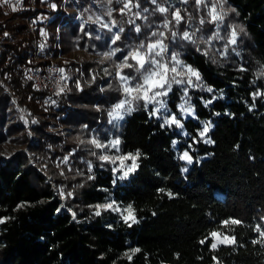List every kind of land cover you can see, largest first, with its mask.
Segmentation results:
<instances>
[{"label":"trees","instance_id":"trees-1","mask_svg":"<svg viewBox=\"0 0 264 264\" xmlns=\"http://www.w3.org/2000/svg\"><path fill=\"white\" fill-rule=\"evenodd\" d=\"M221 1V26L206 19L204 4L187 0L180 22H170L177 34L165 31L169 53L200 73L198 86L188 90L194 118L183 120L185 134L164 125L143 100L118 125L109 122L123 98L117 72L142 81L134 69L118 66L156 40L174 7L161 13L149 0H136L142 13L129 19L112 0L117 33L81 25L64 12L49 20L46 37L37 28L39 56L66 55L59 61L63 91L50 104L24 70L33 37L21 19L39 10L33 13L30 0L10 14L0 8V78L11 94L0 87V140L20 133L16 141L27 145L0 160V264H264V241L253 243L260 240L256 227L264 230V0ZM187 21L196 29L194 43L183 39ZM233 30L236 43L229 45ZM78 50L101 54L102 61L70 60ZM180 95L174 86L170 111H177ZM11 97L32 137L20 120L7 124ZM203 123L211 124L210 142L198 135ZM56 126L67 135L54 132ZM91 135L102 144L119 140L120 155L139 152L128 178L116 179L100 151L79 142ZM186 151L191 164L179 159ZM109 200L131 205L136 222L111 210L95 215ZM231 219L241 223L224 224ZM213 232L235 243L212 249Z\"/></svg>","mask_w":264,"mask_h":264},{"label":"rangeland","instance_id":"rangeland-1","mask_svg":"<svg viewBox=\"0 0 264 264\" xmlns=\"http://www.w3.org/2000/svg\"><path fill=\"white\" fill-rule=\"evenodd\" d=\"M49 1L51 2V6L49 7V9L47 11L42 12L39 15H37L35 17L36 19H34V21H36L38 23H41L47 18L48 19L53 18V16L55 14H58L60 12H64L66 14H72L74 16V20L77 21L78 23H80L81 25H87V24L91 23V24H95L99 28L111 29L114 33L118 32L117 25H116L114 19L112 18V15H111V12L113 11L112 0H87L88 2L87 1H83V0H62V3L59 4V5L55 2V0H49ZM149 1L152 2V0H149ZM186 1L187 0H165V2H162L160 0H156V2L154 3V4L157 5L158 10L161 7L165 8V9H169V8L174 7V9L171 12L170 18L167 19L166 21H164L161 24V29H159V31L157 32V36H156V40H158V39L162 40L163 44L167 47V51L163 54V57H164V59L162 61L163 63H168L170 61L171 56L173 55V54L169 53V46L165 42V36H166L165 35V31L170 30V33H171L172 36H173V32H175L177 34L176 28L170 27V25H171L170 22L173 21V23L176 25L177 22L175 20V14L177 12H179L180 17L182 16L181 11L183 10V7H184V4L186 3ZM208 1L209 0H202V2L200 3V4H204V8H205L204 11H205L206 19L208 21L212 22L211 21V16L209 15V12H210V10L212 9L213 6H215L216 13L219 14L220 16H222L223 19H224V17L226 16V13H225V11L223 9L222 1L221 0H213V1L211 0L209 2ZM116 2H117V5L120 6V10L119 11L125 13L129 17V19L137 18L142 13V11L138 9V4H137L136 0H116ZM125 3L129 4V8H124V4ZM27 7L22 4V0H0V8L5 14H10L11 12H13V9H15V11H19V10L25 9ZM23 18L21 19L22 23H23ZM223 19L219 20V21H216V22H213L214 23V28L221 26L223 24ZM19 20L20 19H13V20H10V21H12V23H17V22H19ZM165 23L168 24L167 28L164 27ZM104 25H107V27H104ZM186 28H187L186 31L190 35H192V38H195L196 37V29L192 28V24H191L190 21L186 22ZM39 31H40L41 35H43V36L45 35L44 34V30L41 28V26H39ZM161 32L163 33L162 37L159 35ZM46 34H48V33H46ZM155 41L150 42L149 44L154 43ZM147 45L144 48H140V45H139L137 49H139L142 53L146 52L147 51ZM0 50H1V48H0ZM110 53H113V52H110ZM60 56H62L61 59H65L66 58V55H60ZM78 58H85V59H89L91 61H97V62H101L102 61L101 54H98V53L88 54V53L84 52L83 50H78L76 52H73L69 56V59L73 60V61H77ZM156 59L160 60L161 58L160 57H156ZM29 61H30V59H29V52H28V63L26 65L29 64ZM25 66H24V70H25ZM118 79H119V77H118ZM177 79H180V77H177ZM118 81H119V84L121 86L120 79ZM197 82L198 81H195V78H193V83H194L195 86H192V87H189L186 83H182V84L173 83L172 84V89L168 93V95L165 96V97H159L158 98V99H162L163 101L166 102L165 103V109H161L160 112H158L154 116L160 117L162 123H164L165 119H171L172 116H175L180 121L181 124H182L183 120H185V119H187L189 117L194 118V110H193V108H192V106L190 104V98L188 96V90L191 89V88L197 87L198 86ZM136 83H138V82H134L132 79L130 80V86H134ZM174 86L180 87V89H181L180 102L177 104V111L176 112L170 111L169 108H168V105H167L168 96L170 95V93H172ZM0 87L3 89V91L5 93L11 95L10 92L7 90L3 80L1 78H0ZM185 91L187 92V96H185ZM123 98H124V96H123ZM135 103H136V101L133 102L132 106H134ZM181 104H183L186 109L190 108L191 111H192V114L188 115L186 112L182 111L181 108H180ZM149 105L151 106L152 111L155 108L158 107V105H155V104H149ZM12 108H15L18 113H15V112L11 111ZM7 110L9 111L8 116H7V124L15 123L17 120H20L21 123L24 126V131H27L31 135L32 133L29 130V127H28V125H29L28 118L25 115V113L22 111V109L18 106V104H17V102H16L14 97H11ZM126 115H124V117ZM110 120H111V117L109 116V122H110ZM122 120L112 121L111 123L113 125H118ZM204 125L205 124L203 123V127H202L201 131L203 130ZM168 126H174L181 134H185V131H184L183 127H176L175 124L168 125ZM51 129L54 132L59 131V133L61 135H64V136L67 135V133H68V131L65 128V126L51 127ZM199 132H198V134H199ZM19 136H20V133L14 134L12 136H5L4 139L0 140V160L1 161L8 160L10 158V156L14 155L15 153H17L19 151H24V152L27 151V145L26 144H20V143H18L16 141V139H17L16 137H19ZM31 137H32V135H31ZM202 139L204 141H207L206 135ZM92 140H96L98 143H100L92 135L90 136L89 139H80L79 142H82V141H89L90 142ZM115 140L116 139H112L111 138L105 144L100 143L101 145L104 146L102 148H96L92 143L91 144L96 149H98L100 151V156L111 157V160L108 161V162H110L112 167L114 168L113 171L115 170L114 173H115L116 179H117V177L123 175V172L127 170L126 166L127 165H132L133 162L131 160H126V163H123V165L121 164L120 158L123 157V156H127V154L126 155H120L118 153V150H117L118 146L117 147H112V142L115 141ZM182 155H183V153L180 154V156H182ZM135 168H136V161H135L134 169ZM130 174L128 175V177L130 176ZM118 180L122 181L121 179H118ZM109 203L113 204L114 208H119L120 209V211H114V210H111V211H114V212L118 213L121 218H122V215L123 216L128 215V212L124 211L128 207H121L120 205H118L113 200H109V201H107L105 203H101V204H98V205H105V204H109ZM223 237L224 236L220 235L219 238L222 239Z\"/></svg>","mask_w":264,"mask_h":264},{"label":"snow or ice","instance_id":"snow-or-ice-1","mask_svg":"<svg viewBox=\"0 0 264 264\" xmlns=\"http://www.w3.org/2000/svg\"><path fill=\"white\" fill-rule=\"evenodd\" d=\"M152 2L155 3L156 0H152ZM201 2L202 0H196L197 4H200ZM124 8H129V4L125 3ZM13 11H15V9H13ZM159 11L161 13H164L166 9L161 7L159 8ZM209 15L211 16L212 22H216L223 19L222 16L216 13L215 6L212 7V9L209 12ZM175 20L177 23L180 22L181 17L179 12L175 14ZM201 23H204V21H201ZM104 27H107V25H104ZM164 27L167 28L168 24L165 23ZM136 30L139 31L140 29L137 28ZM153 35H156V33H153ZM159 35L162 37L163 33L161 32ZM175 35L176 33L173 32V36ZM236 37H237V33L235 30H233L231 32L230 38H228L227 40V43L229 45H234L236 43ZM119 38L120 37L117 35L116 40H119ZM183 39L187 41H192L194 43L192 35H190L187 31L183 33ZM113 43H115V40L113 41ZM144 47L145 46L143 44L140 45V48H144ZM116 51H119V49H116ZM166 51H167V47L163 44L162 40L158 39L154 43L147 45L146 52L142 53L139 49H137L129 53V55L125 57V63L123 65H119L118 67H120L121 69L123 68L134 69L142 78V82H138L134 86H130V80L134 78L121 75L120 72L117 73V76L121 81V89L124 98L121 99L118 103H116L112 108V110L109 112V116L111 117L110 122L122 120L124 118V115L133 111V106H132L133 102L140 100H143L145 107H147L149 104L158 105V107L151 112L152 115H156L158 112H160L161 109H165V103H166L162 99H158V98L167 96L172 89L173 83L175 84L186 83L189 87H192L195 86L193 83V78H195V81L200 80L199 71L189 65H185L179 59L178 55H172L168 63H163L162 62L164 59L163 54ZM114 54L115 52L109 55H114ZM156 57H160L161 59L157 60ZM129 58L132 61H134V63L132 64L127 63V60ZM60 72L62 73L63 69H60ZM177 77H180V79H177ZM61 91H63V89H61ZM208 91L211 92L212 89L209 88ZM185 96H187L186 91H185ZM208 103H211V101H208ZM180 108L188 115L192 114L191 109L190 108L186 109L183 104L180 105ZM172 124H175L176 127H182V124L175 116H172L171 119L164 120V125H172ZM210 128H211V124H205L203 130L200 131L198 135L201 138H204ZM205 142H210V141H205ZM90 143H92L96 148L104 147L96 140H92L90 141ZM119 143H120L119 140L113 141L112 147H117ZM173 143L175 144V141ZM138 156H139V152H137L135 155L129 154L127 156H123L120 158L122 165L123 162L126 160H131L133 164L127 165L126 166L127 170L123 172V175L117 177V179H121V180L126 179L128 175L132 171H134L135 161ZM99 158L102 161L111 160V157L108 156H100ZM179 159L186 161L188 164H191L193 162L192 157L189 155L187 151L184 152L183 155L179 157ZM89 170H91V165H89ZM184 171H187V169H184ZM169 196H171V194H169ZM101 209L120 211L119 208H114L113 204L109 203L105 205H97L95 215L99 216L101 214ZM124 211L128 212V215L126 216L122 215L124 222L128 223L131 220V223H135L136 220L132 210V206L129 205L128 208L125 209ZM3 222L4 221L0 219V223ZM131 223H129V227H131ZM239 223L241 222L235 219L224 221L225 225L228 224L236 225ZM255 231L259 233L260 240L254 239L253 243L256 244V243H260L261 241H264V230H262V226L258 225ZM211 237H212V243H211L212 249H216L220 244L231 245L235 243V238H230L227 235H225L222 239H220L219 238L220 233L218 232L211 233ZM201 243H204V241H201ZM136 251L139 250L137 249ZM129 259H131V257H129Z\"/></svg>","mask_w":264,"mask_h":264},{"label":"built area","instance_id":"built-area-1","mask_svg":"<svg viewBox=\"0 0 264 264\" xmlns=\"http://www.w3.org/2000/svg\"><path fill=\"white\" fill-rule=\"evenodd\" d=\"M50 6L51 2L49 0H39L38 2H36V0H30L29 4V8H31L33 13L39 10L37 15L47 11ZM32 15L33 14H30L23 18L25 32L31 34L33 37L29 50L30 61L29 64L25 66V71L27 77L32 81L34 87L37 90L47 92L45 102L47 104H50L53 100V97L58 95L63 87L65 72L64 70L62 73L60 72V69L62 68L59 65V60L62 56L38 55V43L35 31L37 28L39 29V26H37V22L34 21V19L36 18H34ZM49 20L50 19L47 18L42 22L43 24L41 25V28L44 30V34L47 33L46 27ZM56 33H59L58 28L56 29ZM46 35L44 36L46 37ZM123 163H126V161H124Z\"/></svg>","mask_w":264,"mask_h":264}]
</instances>
